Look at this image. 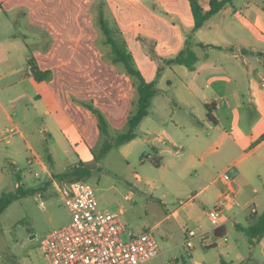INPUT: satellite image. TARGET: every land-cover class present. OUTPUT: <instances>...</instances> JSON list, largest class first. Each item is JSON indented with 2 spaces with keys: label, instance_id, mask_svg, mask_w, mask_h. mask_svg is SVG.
I'll return each instance as SVG.
<instances>
[{
  "label": "crops",
  "instance_id": "1",
  "mask_svg": "<svg viewBox=\"0 0 264 264\" xmlns=\"http://www.w3.org/2000/svg\"><path fill=\"white\" fill-rule=\"evenodd\" d=\"M210 1L198 3L208 10ZM263 3L245 0L238 8L232 0L192 31L188 0H0V193L7 175L4 162L10 159L11 174L18 171L21 177L14 165L26 149V162L38 168L36 192L49 185L56 191V184L66 181L53 178L54 173L93 158L99 132L96 120L72 101L58 69L68 61L77 64L81 57L76 61L74 55L86 59L84 49L89 54L92 38L100 32L104 39L99 24L104 19L113 37L125 42L145 80L158 84L149 113L139 125L141 135H152L155 155L148 158L158 168L173 170L176 177L191 179L185 184L196 195L213 186L216 205L223 206L218 228L198 222L197 234L211 243L200 246H217L229 221L235 228L253 224L264 211ZM17 22L21 32L9 35ZM188 34L196 55L193 66L166 64L183 48ZM28 60L49 71V79L35 80ZM158 68L163 72L160 76ZM101 76L99 81L106 79ZM120 77L124 86L116 89V102L127 104L133 87L127 74ZM154 101L160 102L157 108ZM206 104L214 105L213 122ZM106 115L117 128L123 126L127 113L122 121ZM152 116V125L144 128V119ZM9 128L13 132L4 138L2 131ZM27 136L40 148L33 147ZM46 155L51 163L45 161ZM57 162L65 170L55 172ZM224 173L233 182L224 180ZM177 213L174 210L172 215ZM193 214L192 208L185 217L191 219ZM248 245L246 255L234 250L238 263L221 259V264H264V236Z\"/></svg>",
  "mask_w": 264,
  "mask_h": 264
},
{
  "label": "rangeland",
  "instance_id": "2",
  "mask_svg": "<svg viewBox=\"0 0 264 264\" xmlns=\"http://www.w3.org/2000/svg\"><path fill=\"white\" fill-rule=\"evenodd\" d=\"M242 1L245 0H236L238 8ZM92 27H94L93 24ZM17 32H21L18 22L9 35H17ZM77 37L73 39L76 40ZM103 41L99 32L92 38L89 54L86 52L87 49H84L86 59H83L82 55H74L76 61L81 57L77 64L71 66L73 61H68L69 63L66 62L68 64H61L58 70L65 88L71 94L72 101L87 110L84 113L89 118L91 116V120L92 118L96 120L97 127L96 115L84 103H91L99 109L108 121L109 133L114 135L115 131L121 130L125 123L123 126L114 128L106 114L109 113L115 119L119 118L122 121L127 113V118L133 109L135 94L133 88L127 104L116 102V89L124 86L120 76L126 73L119 64L112 62L110 47ZM82 42L80 38L79 43ZM72 50L76 49L66 51ZM88 57L90 59H87ZM161 68L166 70L167 67L162 65ZM162 69L159 76L163 74ZM99 74L106 76V79L99 81ZM130 82L132 84L131 78ZM155 85L157 88L158 84L155 83ZM159 104V101H154L153 107L157 108ZM151 118L153 116L144 119V128L152 125ZM98 131L97 143L92 148V152L97 153L103 142L99 127ZM87 132L89 134V131ZM88 136L90 138V134ZM139 137L112 148L97 162L93 158H90V162L87 163L82 161L92 168L90 175L84 180L94 189L99 207L119 213L121 221L128 229L137 232L150 231L154 235L161 255L153 258L149 264H221V259L228 263L231 261L238 263L234 250L246 255L249 245L246 236L234 227L232 221L226 224L227 232L215 247L204 248L200 246V241L197 242V239H194V247L187 250L184 244L180 243L184 237L186 238L185 231L192 229L196 234L199 232L198 222L202 221L206 228L212 227L205 211L213 209L216 205L215 196L212 193L213 186L198 195L191 192L185 184L189 178L176 177L173 170L158 168L148 158L150 155H155L150 142L152 135ZM27 139L33 147L40 148L41 144L33 142V137L27 136ZM28 155L29 151L24 150L17 164L14 165L21 174L24 188L35 187L38 182L34 176V171L38 168L26 162ZM70 157L73 158L72 155ZM61 164L62 162L56 163L55 172L65 170V167L60 169ZM4 169L7 175L3 191H14L16 181L14 174H11L10 159L4 162ZM39 173L43 178L41 172ZM125 196L129 199H125ZM192 208L194 214L191 219H187L185 212H190ZM174 210L178 211L177 215H172ZM198 215L202 217V220L197 219ZM69 222V212L52 185H49L45 191H37L13 201L0 214V264H46L39 250V240L47 233Z\"/></svg>",
  "mask_w": 264,
  "mask_h": 264
},
{
  "label": "built area",
  "instance_id": "3",
  "mask_svg": "<svg viewBox=\"0 0 264 264\" xmlns=\"http://www.w3.org/2000/svg\"><path fill=\"white\" fill-rule=\"evenodd\" d=\"M260 86L264 88V74ZM12 132L11 128L5 129L2 135L5 138ZM222 177L233 182L227 173ZM56 191L69 212L70 222L39 240V250L46 264H149L161 255L150 231L128 229L119 213L100 208L94 189L84 179L57 183ZM222 207L217 204L206 212L214 228L221 225ZM251 212H255L254 207ZM195 238H199L204 247L211 244L204 240L203 234L189 230L183 242L187 250L194 247Z\"/></svg>",
  "mask_w": 264,
  "mask_h": 264
},
{
  "label": "trees",
  "instance_id": "4",
  "mask_svg": "<svg viewBox=\"0 0 264 264\" xmlns=\"http://www.w3.org/2000/svg\"><path fill=\"white\" fill-rule=\"evenodd\" d=\"M190 5V11L194 21L192 31L200 28L204 22L216 14L224 5L231 2L232 0H211L209 9L204 10L198 0H188ZM264 9V3H263ZM101 32L104 36V42L110 47V54L112 62L119 64L124 72L131 78L132 86L134 88V102L133 109L128 114L125 124L121 130L115 131L114 135L109 133V124L103 113L94 107L91 103H84V105L91 110L97 117L98 127L103 135V142L100 147L99 152L93 153V160L97 162L103 155L107 154L112 148L119 147L132 139L141 135L139 130L140 122L149 113L151 100L158 93V88H156L155 81H147L143 77L142 73L136 66L132 54L127 49L126 44L123 40H117L113 37L112 30L106 20L100 19L99 21ZM204 46L202 44H198ZM192 37L191 34L185 39L183 48L172 58L165 60L166 64H181L189 68L193 66L196 61V55L192 50ZM30 65L31 74L37 81H42L49 79L50 72L42 71L38 66L33 63L32 60H28ZM161 68L157 69V74ZM207 110V117L212 122L213 117V104L205 105ZM264 135L260 139H263ZM151 162L157 166L158 164L154 159H150ZM45 161L51 163L49 155L45 156ZM92 168L87 166L83 162H78L77 164L71 166L66 171L61 173H54L53 178L59 181H73L76 179H84L90 175ZM14 178L17 184L14 191H2L0 193V214L10 205L13 201H16L22 197L31 195L36 192V188L27 187L24 188L21 183V177L17 172H14ZM247 238L249 243H254L264 236V211L259 214L255 222L248 226H236Z\"/></svg>",
  "mask_w": 264,
  "mask_h": 264
},
{
  "label": "water",
  "instance_id": "5",
  "mask_svg": "<svg viewBox=\"0 0 264 264\" xmlns=\"http://www.w3.org/2000/svg\"><path fill=\"white\" fill-rule=\"evenodd\" d=\"M256 54H257V55H261V53H260V52H256Z\"/></svg>",
  "mask_w": 264,
  "mask_h": 264
}]
</instances>
